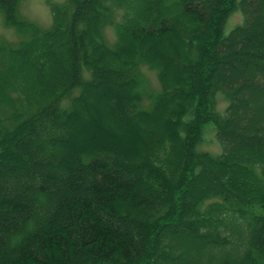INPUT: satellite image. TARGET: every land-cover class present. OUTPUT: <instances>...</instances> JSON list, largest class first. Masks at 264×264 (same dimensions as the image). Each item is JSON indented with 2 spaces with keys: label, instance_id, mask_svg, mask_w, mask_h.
I'll list each match as a JSON object with an SVG mask.
<instances>
[{
  "label": "trees",
  "instance_id": "1",
  "mask_svg": "<svg viewBox=\"0 0 264 264\" xmlns=\"http://www.w3.org/2000/svg\"><path fill=\"white\" fill-rule=\"evenodd\" d=\"M17 2L0 0L26 32L0 43V264H264V0H62L47 27ZM206 121L219 153L196 148Z\"/></svg>",
  "mask_w": 264,
  "mask_h": 264
},
{
  "label": "rangeland",
  "instance_id": "2",
  "mask_svg": "<svg viewBox=\"0 0 264 264\" xmlns=\"http://www.w3.org/2000/svg\"><path fill=\"white\" fill-rule=\"evenodd\" d=\"M62 0H18L17 2V8L19 15L27 19L29 21L35 22L36 24L47 27L52 22V9H51V3L52 2H60ZM121 11L120 9L118 10ZM118 11L115 13V18L113 20H118L119 15ZM244 14L239 8H235L232 11H230L226 17L222 28V33L225 35L227 34L237 23H240L243 21ZM115 21L107 24H101L102 32L104 33L105 38L108 41H113L115 39ZM23 28L21 25H15L14 23H7L5 19V13L2 8H0V43L7 42L9 44H16L17 41L24 37L26 32L22 31ZM92 30H95V27L93 26ZM140 69L145 77V82L143 83L141 87L143 99L141 102V105L143 106H149L151 102L150 93L156 92L160 88V81L158 78L157 70L154 68L149 67L147 64H140ZM84 73L86 74L85 70ZM227 76H232L233 71L232 68L229 67V69L226 70ZM244 74V73H243ZM246 79V77H245ZM78 89L75 88L74 92H76ZM254 95V104L255 105H264V88L259 89V91H256L253 93ZM97 99V98H96ZM105 103V100H104ZM227 100L224 99L221 92H218V109L221 111L226 106ZM97 105L100 106V103ZM96 107L94 103L91 105V109L93 111H96ZM105 110V109H104ZM81 118L83 119V122L87 121L88 119H91L95 122L96 115H87L83 110L81 112ZM94 129V126H93ZM202 139L197 143L196 148L197 150H208L212 153H219L222 149L221 143L219 139L217 138L215 127L212 121H206L202 125ZM213 252H210V255H212ZM209 255V256H210Z\"/></svg>",
  "mask_w": 264,
  "mask_h": 264
}]
</instances>
